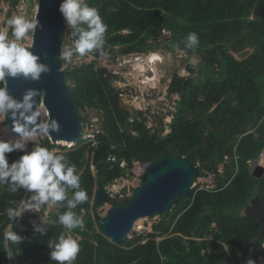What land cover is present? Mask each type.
Listing matches in <instances>:
<instances>
[{"label": "trees", "instance_id": "1", "mask_svg": "<svg viewBox=\"0 0 264 264\" xmlns=\"http://www.w3.org/2000/svg\"><path fill=\"white\" fill-rule=\"evenodd\" d=\"M7 1L15 6L20 0ZM27 1L33 5V0ZM85 2L99 10L107 25L104 45L89 54L114 59L121 54L156 52L163 43L168 52L183 50L199 56V67L189 66V76L174 74L167 89L168 96L178 95L175 109L167 113L172 119L166 123L159 114L158 126H149L146 111L123 106V92L113 84L119 79L117 73L99 65L97 59L81 64L64 60L85 125L90 121L85 113L94 110L100 126L93 137L83 136L73 147L54 144L48 136L40 144L61 148L76 165L88 201L95 192L92 166L106 177L99 181L100 187L133 175L135 162L178 155L198 167L199 177L214 174L216 186H196L191 196L178 198L152 231L137 239L147 241L130 248L129 239L115 243L104 235L101 223L95 224L91 205L83 203L73 211L85 227L71 233L58 222L68 210L66 201L53 205L56 211L43 226V235L33 232V218L27 213L22 220L9 221L6 210L25 194L34 193L23 188L11 192L8 184L0 185V244L9 223L13 231L28 238L20 246L10 244L14 252L22 249L15 260H9L0 247V264H58L50 259L48 241L62 232L79 237L81 250L74 264H116L113 256L127 264H246L249 258L259 264L264 255L261 223L243 210L256 196L264 202V177H254L250 165L264 150V0ZM70 32L75 45L78 37ZM191 32L199 37L195 49L187 47L186 36ZM243 48L253 51L239 59L234 53ZM20 155L19 150L9 153L10 163ZM222 164L225 168L220 172ZM74 191L68 189L69 198ZM130 198L110 196L109 202L124 205Z\"/></svg>", "mask_w": 264, "mask_h": 264}, {"label": "clouds", "instance_id": "2", "mask_svg": "<svg viewBox=\"0 0 264 264\" xmlns=\"http://www.w3.org/2000/svg\"><path fill=\"white\" fill-rule=\"evenodd\" d=\"M59 12L65 27L74 31L78 37L74 47L80 56L104 45L107 25L96 7L90 6L85 0H61ZM38 26L43 27L38 19L12 15L6 20V27L0 29V117L13 122L12 131L19 137L15 141L0 140V185L8 184L11 192L23 188L34 193L29 199H21L15 207L6 210L9 221L22 220L26 213H38L42 206L49 207L66 201L68 210L59 215L58 222L67 233H71L77 227L81 230L85 227L73 209L88 199L86 191L81 188V177L76 165L69 161L65 153L38 142L31 151L27 150L29 141L58 132L59 124L56 119H42L41 110L34 100L39 95L38 90L29 89L22 98L17 99L8 89L10 77L23 76L38 80L42 73L48 71L39 56L33 53L31 43L27 40V37L35 34ZM186 41L188 48L195 49L199 37L197 33L191 32L186 36ZM60 55L62 59L68 60L72 51L62 48ZM189 63L195 65L196 57L190 58ZM179 75L185 73L181 71ZM17 150L22 155L10 163L8 154ZM68 189L75 190L71 198ZM32 226L34 233L43 235L46 232L43 221L40 224L33 223ZM26 239L24 235L13 231V225L9 223L4 228L0 247L9 260H15L22 249L19 247L14 252L10 244L20 246ZM48 247L51 249L50 259L58 264H74L81 250L79 240L65 232L49 240ZM246 264H257V261L249 258Z\"/></svg>", "mask_w": 264, "mask_h": 264}, {"label": "water", "instance_id": "3", "mask_svg": "<svg viewBox=\"0 0 264 264\" xmlns=\"http://www.w3.org/2000/svg\"><path fill=\"white\" fill-rule=\"evenodd\" d=\"M60 3L61 0H38L35 19H38L43 27L38 26L30 42L31 50L39 56L40 62L48 67V71L42 73L38 80L23 76L10 77L8 89L17 99L22 98L29 89L38 90L39 95L34 97V100L41 110L42 119L46 114L47 119H56L59 124L60 130L48 136L51 141L54 144L60 141L78 143L85 135L86 127L82 112L77 108L72 96L64 59L60 55L67 40L64 19L59 12ZM4 121L9 133L15 134L12 131L13 122L7 118H4ZM263 155L264 150L258 158L251 161L256 165L252 166V175L256 178L264 177V165L259 163ZM141 164L146 166V173L140 186L134 189L127 203L112 205L107 216L101 221L102 233L115 243L128 239L140 218L164 215L172 210L178 198L191 196L193 184L200 174L198 167L181 155ZM109 197L108 190L101 185L95 191L93 202L107 203ZM83 204L88 206L91 202L86 200Z\"/></svg>", "mask_w": 264, "mask_h": 264}, {"label": "rangeland", "instance_id": "4", "mask_svg": "<svg viewBox=\"0 0 264 264\" xmlns=\"http://www.w3.org/2000/svg\"><path fill=\"white\" fill-rule=\"evenodd\" d=\"M38 7V0H33V5L27 0H20L15 6H11L9 1L1 0L0 2V29L6 27V20L12 15H21L27 18H34L36 15ZM67 31V40L63 48H69L72 51V56L70 61L73 64H81L83 62H90L92 60H98L99 65L106 66L108 69L119 75L118 80H114L113 84L118 87L122 92V104L127 109L134 111L143 109L147 112V117L149 119V126H158L159 124V114L164 117V122L169 123L172 119L170 114H167L168 111L175 109V100L178 98L177 94L172 96L167 95L168 85L172 80V77L176 72L180 73L183 71L185 75L189 76L191 74L189 66L192 64L189 63V59L196 57L197 63L192 65L196 69L199 67L200 57L196 54H188L186 51L177 50L175 52H168L163 48V43L161 47L158 48L156 52L160 53L162 56L161 61H157L154 67L157 69L159 77L157 80H152L154 76L153 69L151 68L152 63L149 62L147 55L149 53H132L128 55H117L114 59L110 55H105L100 53L98 56L92 54H86L85 56L74 55V44L71 42L73 32L68 33ZM10 32V29H9ZM168 32L165 33L168 36ZM33 35L27 37V40L31 42ZM247 51L252 52L251 48H243L240 52L234 53L235 56L239 59L243 58ZM108 52V51H107ZM64 68H67V64L64 63ZM144 69V70H143ZM151 77V80L147 78ZM144 77V78H143ZM144 79V80H143ZM148 79V80H147ZM148 81V82H147ZM147 82V83H146ZM85 114L89 117L90 121L85 125V139L93 137V134L99 129V114L97 111L90 110ZM43 119H47V115H43ZM264 123V119L262 120ZM169 131V128H166V132ZM9 132L8 127L5 125L3 117H0V140H10L7 137ZM45 137H37L36 141H29L27 144V150H32L36 146V143ZM59 144V143H56ZM77 143L66 144L61 143L62 146L73 147ZM34 145V146H33ZM58 152H63L61 148H55ZM264 160V155L261 157L259 163ZM252 166H256L254 163H251ZM263 165V164H262ZM224 166V167H223ZM225 165L220 166V172H223ZM93 175L95 178V190L99 187V181L106 180V177L100 172L99 169L92 166ZM133 175L120 177L116 179L113 183L107 184L105 187L110 192L112 197L125 198L132 196L135 188L139 187L143 176L146 173V166L141 164V162H135L134 168L132 169ZM224 174V173H223ZM194 187H206L214 188L216 186V180L214 174H209L208 176L199 177L193 184ZM95 194V192H94ZM31 195L25 194L24 199L27 200ZM91 214L95 218V224L100 225L103 217L107 216L108 210L111 208L112 203L107 202L103 205H97L93 202V197L91 199ZM56 211V208L49 206L45 209H40L38 213H27L33 218V222L40 224L43 221V226L47 223L48 220L53 216V212ZM244 214V210H243ZM162 215H154L148 217L140 218L135 226L130 232L128 239L130 240V248L138 245L144 244L147 239L138 242V237H142L143 234L152 231V226L154 223L158 222L161 219ZM79 239V237H78ZM116 259V264H127L124 263L123 258H120L121 263L119 262L116 256L112 257ZM112 259V261H113ZM259 264H264V255L260 256Z\"/></svg>", "mask_w": 264, "mask_h": 264}, {"label": "flooded vegetation", "instance_id": "5", "mask_svg": "<svg viewBox=\"0 0 264 264\" xmlns=\"http://www.w3.org/2000/svg\"><path fill=\"white\" fill-rule=\"evenodd\" d=\"M244 214L256 218L261 223V235L264 236V202L259 196L251 199L250 203L245 207Z\"/></svg>", "mask_w": 264, "mask_h": 264}, {"label": "bare ground", "instance_id": "6", "mask_svg": "<svg viewBox=\"0 0 264 264\" xmlns=\"http://www.w3.org/2000/svg\"><path fill=\"white\" fill-rule=\"evenodd\" d=\"M147 58L149 60L150 63H152L153 65H151V68L153 69L154 72V76L152 80H157L159 77L158 71L157 69L154 67L155 63H157V61H161L162 60V56L160 53L158 52H151L147 55ZM144 70V69H143ZM144 78V77H143ZM151 80V77L149 78ZM148 80V79H147ZM148 82V81H147ZM146 82V83H147ZM8 139H10L11 141H15L16 139H18L19 137L16 134H11L8 132L7 134ZM66 143V144H72L71 142H67V141H60L59 144L61 143ZM139 222V221H138Z\"/></svg>", "mask_w": 264, "mask_h": 264}, {"label": "built area", "instance_id": "7", "mask_svg": "<svg viewBox=\"0 0 264 264\" xmlns=\"http://www.w3.org/2000/svg\"><path fill=\"white\" fill-rule=\"evenodd\" d=\"M147 78H150V76H147ZM143 80H144V79H143ZM198 178H199V177H198ZM198 178H197V179H198ZM199 188H204V187H200V186H199Z\"/></svg>", "mask_w": 264, "mask_h": 264}]
</instances>
